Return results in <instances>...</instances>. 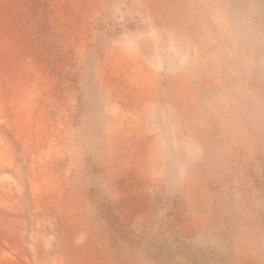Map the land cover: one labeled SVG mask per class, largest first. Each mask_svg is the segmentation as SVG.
I'll return each instance as SVG.
<instances>
[{
	"label": "rangeland",
	"instance_id": "rangeland-1",
	"mask_svg": "<svg viewBox=\"0 0 264 264\" xmlns=\"http://www.w3.org/2000/svg\"><path fill=\"white\" fill-rule=\"evenodd\" d=\"M0 264H264V0H0Z\"/></svg>",
	"mask_w": 264,
	"mask_h": 264
}]
</instances>
